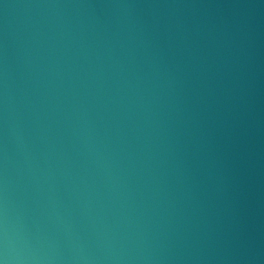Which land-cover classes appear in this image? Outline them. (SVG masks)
Returning <instances> with one entry per match:
<instances>
[{
	"label": "water",
	"instance_id": "1",
	"mask_svg": "<svg viewBox=\"0 0 264 264\" xmlns=\"http://www.w3.org/2000/svg\"><path fill=\"white\" fill-rule=\"evenodd\" d=\"M5 197L53 264H264V0H0Z\"/></svg>",
	"mask_w": 264,
	"mask_h": 264
},
{
	"label": "clouds",
	"instance_id": "2",
	"mask_svg": "<svg viewBox=\"0 0 264 264\" xmlns=\"http://www.w3.org/2000/svg\"><path fill=\"white\" fill-rule=\"evenodd\" d=\"M5 131L7 130V114L4 115ZM132 257H130L131 259ZM144 259V257H137ZM184 259L185 257H177ZM53 258L43 251L34 250L26 239L19 237L10 226L6 197L0 201V264H53ZM69 264H88V257L70 256L67 258ZM96 259H101L96 257ZM103 259L119 260L121 257H103ZM162 259V257H153Z\"/></svg>",
	"mask_w": 264,
	"mask_h": 264
}]
</instances>
